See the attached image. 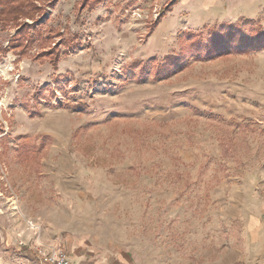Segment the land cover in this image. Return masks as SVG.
<instances>
[{
  "label": "rangeland",
  "instance_id": "rangeland-1",
  "mask_svg": "<svg viewBox=\"0 0 264 264\" xmlns=\"http://www.w3.org/2000/svg\"><path fill=\"white\" fill-rule=\"evenodd\" d=\"M54 1L22 22L60 32L43 49L4 53L20 27L0 28V264L75 244L122 264H230L242 233L230 191L264 181V50L161 82L131 66L164 59L188 29L264 26V0H105L80 13V0ZM57 46L69 51L57 67L35 59ZM22 144L36 153L18 155Z\"/></svg>",
  "mask_w": 264,
  "mask_h": 264
},
{
  "label": "trees",
  "instance_id": "trees-1",
  "mask_svg": "<svg viewBox=\"0 0 264 264\" xmlns=\"http://www.w3.org/2000/svg\"><path fill=\"white\" fill-rule=\"evenodd\" d=\"M104 1L80 0L75 4L74 10L77 13L86 9L94 10ZM48 2L56 4L54 0H0V28L7 29L13 25L20 27L17 36L10 41L9 47L3 50L4 53L13 51L23 57L30 53L34 45L39 44L43 49L46 45L53 43L54 37L61 36L59 31L54 34L47 33L42 28L22 24L23 19L33 20L36 23V18L43 12V5ZM173 5L168 6L165 12H171ZM164 16L165 13H161L154 27L150 28L149 34L153 33V29ZM41 26L43 23H40ZM263 50L264 26L261 21L242 17L233 22L208 24L196 31L185 30L177 40V48H174L164 59L154 58L144 63L136 62L131 66V70L134 72L140 69L141 76H150L154 81L161 82L177 75L193 63L214 62L242 55L252 56ZM68 54V50L62 51L61 47L57 46L50 51L41 52L35 59L47 57L52 65L57 67L61 58ZM1 139L3 142L6 137ZM46 139L48 138L42 137L41 141ZM17 152L20 156L28 157L36 153V147L22 144Z\"/></svg>",
  "mask_w": 264,
  "mask_h": 264
},
{
  "label": "crops",
  "instance_id": "crops-1",
  "mask_svg": "<svg viewBox=\"0 0 264 264\" xmlns=\"http://www.w3.org/2000/svg\"><path fill=\"white\" fill-rule=\"evenodd\" d=\"M202 3L210 4L212 9L216 0H203ZM246 181L242 189L233 187L230 191V220H238L242 232L239 244L231 242L230 264H264V194L260 188L254 189L263 186L264 181ZM74 246L75 251L68 256L70 264H122L119 258L87 253L81 245Z\"/></svg>",
  "mask_w": 264,
  "mask_h": 264
},
{
  "label": "built area",
  "instance_id": "built-area-1",
  "mask_svg": "<svg viewBox=\"0 0 264 264\" xmlns=\"http://www.w3.org/2000/svg\"><path fill=\"white\" fill-rule=\"evenodd\" d=\"M42 264H70L68 256L61 250L45 253L38 251Z\"/></svg>",
  "mask_w": 264,
  "mask_h": 264
},
{
  "label": "bare ground",
  "instance_id": "bare-ground-1",
  "mask_svg": "<svg viewBox=\"0 0 264 264\" xmlns=\"http://www.w3.org/2000/svg\"><path fill=\"white\" fill-rule=\"evenodd\" d=\"M208 2H211V1H208ZM261 2V1H260ZM242 3V2H241ZM213 9V8H212Z\"/></svg>",
  "mask_w": 264,
  "mask_h": 264
}]
</instances>
